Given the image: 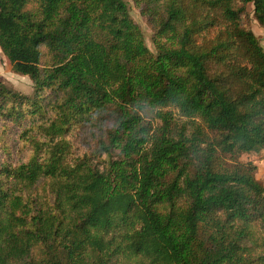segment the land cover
<instances>
[{
  "label": "trees",
  "instance_id": "obj_1",
  "mask_svg": "<svg viewBox=\"0 0 264 264\" xmlns=\"http://www.w3.org/2000/svg\"><path fill=\"white\" fill-rule=\"evenodd\" d=\"M134 1L0 0V264H264V0Z\"/></svg>",
  "mask_w": 264,
  "mask_h": 264
},
{
  "label": "rangeland",
  "instance_id": "obj_2",
  "mask_svg": "<svg viewBox=\"0 0 264 264\" xmlns=\"http://www.w3.org/2000/svg\"><path fill=\"white\" fill-rule=\"evenodd\" d=\"M124 2L127 4L130 17L142 31L146 47L150 50L151 53L155 54L156 48L154 41L156 33L150 25L145 12L141 10L140 5H137L134 0H124ZM248 17L250 20V29L264 49V29L258 24L255 19L253 6L248 7ZM0 83L12 88L22 95H26L29 97L33 95V83L28 77L15 74L11 69L9 61L5 58L1 51ZM172 114L174 115V118L178 119V114L175 111H172ZM82 139L83 133H80L77 138H75V144L77 145L79 150L83 148ZM240 160L244 163L253 162L257 166L256 179L264 187V150L258 155L244 154L241 156Z\"/></svg>",
  "mask_w": 264,
  "mask_h": 264
}]
</instances>
